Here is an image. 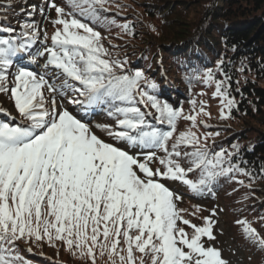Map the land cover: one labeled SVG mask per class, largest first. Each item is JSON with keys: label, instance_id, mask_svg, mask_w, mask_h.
<instances>
[{"label": "snow or ice", "instance_id": "6c2138e0", "mask_svg": "<svg viewBox=\"0 0 264 264\" xmlns=\"http://www.w3.org/2000/svg\"><path fill=\"white\" fill-rule=\"evenodd\" d=\"M106 3L66 0L71 12L50 3L57 17L52 23L59 27L50 38L51 46L39 55L47 56L45 69L61 70V83L19 67L9 88L13 58L29 52L38 30L30 22L20 24L19 32L10 24L0 26V33L8 37L0 38V93L10 92L21 118L16 126L0 123V264H27L17 242L44 240L52 247L60 241L73 255L87 256L92 264L97 254L107 256L109 264H226L218 249L202 241L203 237L215 239L214 221L205 217L204 224L197 226L184 218L185 210L177 205L181 197L163 181L178 180L199 193L219 176L239 169L230 162L224 167L226 153L210 155L191 130L176 135L178 119L195 126L199 115L210 118L203 104L199 112L185 116L140 88L141 81L156 88L142 72L117 75L115 69L121 64L103 58L107 50L100 32L78 16L100 22ZM122 28L129 31L127 24ZM44 39H49L47 34ZM205 82L215 83L221 118L228 119L224 109L230 114L235 101L226 81H215L209 71ZM67 91L73 95L72 104L107 106L116 128L104 126L103 130L114 140L149 150L143 159L93 134L59 103ZM145 99L158 113L156 121L167 124V130L151 125L146 119L151 113L136 106ZM156 151L164 155L157 157ZM185 159L187 168L182 166ZM154 160L161 167L153 169ZM196 170L199 179H190L188 174ZM237 223L246 238L264 250V237L248 221ZM179 224L190 227L192 233Z\"/></svg>", "mask_w": 264, "mask_h": 264}, {"label": "trees", "instance_id": "16d2710c", "mask_svg": "<svg viewBox=\"0 0 264 264\" xmlns=\"http://www.w3.org/2000/svg\"><path fill=\"white\" fill-rule=\"evenodd\" d=\"M31 1L11 0L9 8V0H0V26L10 24L19 32L20 24L25 22L36 25L42 21H53L57 18L55 10L49 6L53 2L64 7L66 12L72 11L66 0H41L35 3L37 13L33 16L26 5ZM100 16V22L83 16L78 18L100 32L101 42L107 50L103 58L121 64L115 69L117 75L134 76L136 72H142L146 81L155 83L156 88L151 89L141 81L140 88L158 103H167L184 114V108L190 101L189 91L202 85L207 72H212L215 81H226L228 94L235 101L230 114L228 109L225 111L229 118L217 116L219 119L202 121L200 129L191 121L180 118L177 120L176 135L181 133V128H185L184 123H188L210 155L224 151V167H228L230 162L239 170L219 176L199 193L191 191L178 180H164L163 183L180 197L196 203L222 202L221 212L228 214L229 208V217L236 219L235 224L246 220L259 234H264V220L261 219L264 217V0H107ZM125 24L129 26L128 32L122 28ZM53 33L44 32L43 39L45 34L49 38L47 41L44 39L45 45L36 38L29 52L13 58L14 67L9 78L12 79L19 67L32 71L29 61L39 58V53L51 46ZM0 38L8 37L0 33ZM63 80L61 74L59 83ZM172 83L176 85L175 90L170 86ZM3 97L11 102L17 119L4 111L0 112V123L20 124L21 118L10 92L0 93V98ZM63 98L73 99L71 91H67ZM136 106L146 114L151 113L146 115L151 125L167 130V124L156 121L158 113L147 99ZM69 111L84 123L96 124L106 142L141 159L149 151L114 140L103 130L104 126L116 128V121L108 114L107 106L85 108L77 105L76 109ZM172 142L169 141V146ZM182 150L192 151L191 148ZM227 154H231L230 157ZM163 155V152L156 151L157 157ZM153 163L156 168L161 167L158 160ZM182 166L189 167L186 159L182 161ZM188 176L198 180L199 170ZM226 198H232L230 204L225 202ZM234 242L247 263L264 264V250L254 245L244 233ZM17 243L19 253L27 264H92L87 256L80 258L78 253L73 255L60 241L55 242L56 247L50 246L46 240ZM246 249L251 252L244 253ZM96 264H109L107 256L97 254Z\"/></svg>", "mask_w": 264, "mask_h": 264}, {"label": "rangeland", "instance_id": "374dc122", "mask_svg": "<svg viewBox=\"0 0 264 264\" xmlns=\"http://www.w3.org/2000/svg\"><path fill=\"white\" fill-rule=\"evenodd\" d=\"M40 0H32L31 2H28L26 5L30 7L31 11L33 13L36 12V7L34 3H38ZM220 3V2H219ZM221 5V4H220ZM55 20V19H54ZM45 27V31L51 32L55 31L56 27L53 25L52 21L50 22H41L37 28L38 32H43V29ZM47 62V56H44L41 59L37 60V67L35 68V72L38 74H45L47 78L50 80L55 79L56 75L61 73V70L55 69L51 66H49L47 69H45V64ZM49 71V73H47ZM51 72V73H50ZM53 73V74H52ZM205 78V77H203ZM56 82L58 79H55ZM10 85L12 84V80L10 82ZM201 86V87H200ZM199 87L193 88L192 91H189V104H187L184 108L185 113L184 115L189 114H195L196 112L200 111L201 104L204 106V110L208 113H210V118L219 119L221 118V99L219 97H216L214 95L216 91V86L214 83H206L205 80H202V85ZM59 103L63 105V98L61 97L59 100ZM0 105L2 106L3 110L11 117H15L14 115V109L11 105V102L6 98H0ZM64 107V106H63ZM224 111H227V109H224ZM219 116V118L217 117ZM209 116H205L203 114L199 115L197 117L196 126L199 127V124L202 121H207L210 119ZM183 119V118H182ZM89 129L93 134H95L98 138L103 140L101 129L98 128L96 124H92L91 122L86 123ZM185 128H181V132H186L185 130L189 131L190 129L188 127V123H184ZM185 129V130H183ZM200 129V128H198ZM195 133V131H192ZM104 141V140H103ZM153 169L156 167L154 166V163L152 162L150 165ZM232 201V198H226L225 202L227 204H230ZM177 205L179 208L184 209L185 212L183 213L184 218L189 219L193 224L197 226H202L204 224V218L210 217L214 221L213 225V234L215 236V239L212 241H209L206 237L202 238L203 243L206 247H214L218 249L221 252L222 259L226 261V264H250L247 263L246 260H244V257L242 258L241 251L237 247L236 243L234 242L235 239L238 238V236L242 233L243 229L241 225H237L238 223H234L232 218L229 217L230 209L228 208V214H225V212H221L223 205L222 202H217L213 204H202V203H196L188 198L181 197L179 201H177ZM198 209V210H197ZM215 210L216 215L212 216V212ZM250 223V222H249ZM234 225L235 227L231 226ZM252 227L253 224L251 223ZM180 227L185 228V230L191 234L192 229L188 227L187 225L179 224ZM237 226V227H236ZM242 229V230H241ZM261 237H264V234H259ZM237 236V237H236ZM241 237V236H240ZM244 242V240H243ZM247 242V241H246ZM253 244V243H252ZM236 245V248H235ZM254 245H256L254 243ZM258 246V245H256ZM259 247V246H258ZM260 248V247H259ZM251 250L246 249L244 253H250Z\"/></svg>", "mask_w": 264, "mask_h": 264}, {"label": "bare ground", "instance_id": "6f19581e", "mask_svg": "<svg viewBox=\"0 0 264 264\" xmlns=\"http://www.w3.org/2000/svg\"><path fill=\"white\" fill-rule=\"evenodd\" d=\"M31 10V9H30ZM173 85H170V86H172L171 88L173 89V90H175L174 88L176 87V85H175V83H172Z\"/></svg>", "mask_w": 264, "mask_h": 264}]
</instances>
